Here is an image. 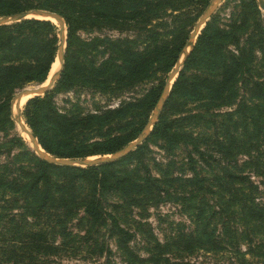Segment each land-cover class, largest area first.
Instances as JSON below:
<instances>
[{"label": "trees", "instance_id": "1", "mask_svg": "<svg viewBox=\"0 0 264 264\" xmlns=\"http://www.w3.org/2000/svg\"><path fill=\"white\" fill-rule=\"evenodd\" d=\"M207 2L0 0V16L40 8L56 13L64 23L65 51L60 77L52 89L28 98L23 104L22 118L40 148L53 157L76 159L113 153L134 139L136 134L132 136L131 129L140 132L146 112L156 102L161 83L149 88L140 98L123 102L117 108L86 114L77 107L58 112L53 106V92L89 84L96 87L99 80L106 87L111 82L120 91L136 81L154 78L156 72L167 71L184 45L185 27L191 26L197 15L195 6H204ZM245 4L251 8L250 15L247 16L241 6L239 14L229 16L225 28L218 26L215 15L204 24L170 87L165 103L168 108L179 98L230 101L239 91L235 108L222 114L206 109L178 119L160 116L150 131L149 136L159 140L162 148L183 153L184 162L174 176L181 182L179 190H169L172 187L169 185L165 188V180L161 176H150L143 163L140 166L142 183L123 170L120 174L112 173L115 164L124 167L131 158L143 155L145 141L112 164L84 168L54 166L33 153H30L31 166L27 170L25 166L13 165L10 161L0 163V189L9 195V204L18 203L15 207L20 208L14 227L21 230V235L30 236V240L24 238L27 242L18 253L12 241L1 242L0 264H51L30 254L39 246L36 240L39 232H35L33 225L42 219L44 223L51 222L52 228L58 227L57 233L62 234V224L67 218L57 216L56 210L55 221L50 220L48 211L41 207L47 199L60 205L64 214L72 215L75 211L76 215L79 211L80 221L87 223L83 234L101 228L106 238H114L117 248L126 257L130 256L126 245L136 236L140 235L144 243L148 242L143 228L146 224L131 214L132 208L139 207L136 216L142 211L136 204L140 187L155 200L161 198L160 195L170 194L189 199L184 206L193 223L188 234L189 245L210 252L228 248L241 263L246 261L245 258L242 260L244 254H249L250 258L257 257L254 264H264V23L260 22V13L253 0H247ZM138 5L142 7L140 17L145 23L149 24L151 17H155L160 29L170 27L169 33L146 30L148 50H144V54H133L122 45L105 39L103 51L107 56L94 65L95 51L84 52L85 44L78 39L76 32L102 24L122 28L120 23L127 19L125 11H135ZM249 17L251 23L247 22ZM99 20L102 23H98ZM57 34V27L47 19L29 18L0 25V131L12 128L8 105L13 93L26 84L46 81L54 63ZM126 63L131 64L130 69ZM122 71L130 78L131 71H137L141 76L127 84H119L113 78ZM116 115L123 120V128L129 130L119 132V126H107L100 134L101 124H109L112 119L119 121ZM214 116H219L218 120ZM205 123L212 124L205 128ZM91 130L99 140H88L86 132ZM13 140L23 141L20 136L13 137ZM8 148L0 144V152ZM172 165L173 162L168 161L164 167L168 169ZM183 184L187 186L184 188ZM109 196L119 203L108 202ZM3 205L1 210H12L7 204ZM118 207L121 210H117ZM28 217L30 221H27ZM240 243L245 245L244 251H240ZM156 245L161 252L165 248L171 253L169 243ZM101 246L109 253L106 241L103 240ZM147 258L148 263H157L156 256ZM163 259V264H175Z\"/></svg>", "mask_w": 264, "mask_h": 264}, {"label": "rangeland", "instance_id": "2", "mask_svg": "<svg viewBox=\"0 0 264 264\" xmlns=\"http://www.w3.org/2000/svg\"><path fill=\"white\" fill-rule=\"evenodd\" d=\"M211 1L212 0H208L207 4L204 6L202 4L195 6L196 7L195 12L197 15L194 17V21L192 22V25L185 27L187 36L184 43L188 39L194 24L201 16V14L206 10V8L208 7ZM246 2L247 0H221L219 4L216 6V8L213 10V12L210 14L208 19L204 21L201 28L204 26V24L209 20V18L212 15L216 16L218 20V26L225 28L224 25L228 22L229 16H232L235 13L239 14L241 6H243L244 8V13L247 16L248 14L250 15L251 8L250 6H247L245 4ZM253 2L255 3V5L259 10L260 22L264 23V17L262 15L261 10L258 7L256 0H253ZM141 10L142 7L138 5L135 11H131V12L125 11V15L127 19L120 23L122 28H120L117 25H112V27H105L102 24L100 27L84 28L76 32L78 39L85 44L84 52L90 53V51H95V53H93L95 54V56L92 57V62L94 65H97L100 62V60L104 59L107 56V52L104 53L103 51V49L105 48L104 46L105 39L109 43L110 41H112L117 45H122V47L128 49L133 54H144L145 53L144 50H148V46L146 44V38H147L146 34L148 32L146 30L151 29V31L153 32L169 33L170 27H167L165 29H160L159 26L156 25L157 19L155 17L153 18L151 17L149 24L145 23L144 18L140 17ZM166 12L168 13V11ZM251 20L252 18L249 17L247 22L251 23ZM166 21L169 22L170 19H167ZM51 22L57 27L58 30L57 38H58L59 30H61L62 32L63 28L59 27L58 23L54 21ZM97 22L102 23V21L100 20ZM116 23L117 21H115L114 24ZM200 29L198 30V33ZM63 37H64V46H63V57H64V51H65L64 31H63ZM157 37H161V36H157ZM56 52H57V48L55 51L54 63L57 59ZM63 60L64 59L62 58V63L60 66L58 78L60 77V74L63 69ZM54 63L51 66V69L53 68V70H50L48 77L57 68L56 67L57 62L56 65L53 67ZM182 64L183 62L181 63L178 72L182 68ZM130 65H131L130 63H126L125 66L127 67V69H130ZM173 66L165 72H156L154 74V78H151L148 81L145 82L136 81L131 87L126 89L124 88L120 91L119 89L114 88V85L111 82L108 83V87H106V84L102 83L100 80L99 83H96V87H93L91 84H89L82 87L80 86V87L68 88L59 92L54 91L52 97L53 106L57 109L58 112L73 110L74 108L77 107L78 109L81 110L82 114L95 113L97 110L101 111L104 109L111 110L117 108L123 102H127V101L129 102L132 99L140 98L149 88L155 87L160 83L162 84L160 89L161 92L165 80L168 74L170 73V71L172 70ZM131 72H132L131 78L128 77L124 73V71H122L120 75L119 76L116 75L113 78V80L117 81L119 84H127L132 79L134 78L137 79L141 76V74L137 71H131ZM58 78L53 82L50 89L53 88ZM174 79L170 81L171 85ZM45 80L46 81L41 84L42 86L46 84L47 79ZM29 85H38V84L29 83L24 85L23 87ZM17 91H15L13 95L10 97L9 105H8V114L13 123L12 128H6L4 131H0V144L4 148H7L8 146L10 147L8 149H1L0 163L3 162L7 163L8 161H10L11 163H13V165L25 166L27 170V168L31 166V159H29L30 153H33L34 155L36 154L32 151L29 140L26 139L25 135H23L21 132L18 131V128L15 122L13 121L9 111L11 99ZM169 91L170 88L167 92V96L164 99L161 108L156 114L155 122L160 118V116L161 118H165V119H178L186 114L189 115L196 114V112L201 113L203 110L206 109L208 111L214 113L216 112L218 114H222L223 112H227V111H232L235 108V103L239 99V94H240V92L237 91L236 92L237 96L230 101L208 100V99L187 100L184 98H179L176 100V104L175 103L171 104L168 108H165V103L168 99ZM22 110H23V105L18 110V114L20 116L22 123L26 126V128H28V130H30V128L27 126V124L24 122L22 118ZM151 111L152 109H149L146 112V116L144 118L145 123L147 122L151 114ZM115 117L120 122L116 121V119H112L109 124L106 123L101 124V128L99 131L100 134L107 126L108 128H118L119 126V132H124L129 130L127 127L125 129L123 128L122 126L123 120L120 119L118 115H116ZM218 118L219 116H214V119L218 120ZM232 118H234V116H232ZM126 122L130 123L131 121H126ZM211 124L212 123L210 124L205 123L204 127L205 128L209 127ZM152 126L151 128H149L148 134L141 142V143H143L144 141L146 142L145 149H143V155L138 154L137 156L131 158V160H129V162L124 167L122 164H115L113 167L111 166L112 167L111 171L114 174H120L119 172L123 170V173L132 175V177L136 182L142 183L143 182L141 175L142 169L140 168V166L141 163H143L145 164L146 169L149 171L150 176L156 178L161 176V178L165 180L164 183L165 188H167V185H169L172 186L169 188V190L173 188L179 190L180 187L178 185L181 184V182L179 180H176L174 176H177V173L179 171L177 168H179L180 164L184 162L183 153L180 150H176V149L174 150L171 149L170 151L162 148L159 140L155 139L154 136L152 135L149 136ZM200 128H202V126ZM131 130H132L131 131L132 136L134 134H136V136L138 135L139 130L136 131L133 129V127ZM86 133H87L86 136H88V140L90 141L99 140L97 138V135H95L96 133H94L92 130ZM111 134L114 133L111 132ZM16 136H20V138L23 141L21 143L15 142L13 140V137ZM148 136L149 138H147ZM132 140L133 139L128 141L126 144H128ZM99 156H103V155H94L91 157H99ZM86 158H90V157H86ZM76 159H82V158H76ZM115 161L105 164H112ZM168 161H172L173 165L167 169L166 167H164V164H166ZM8 166H10V163H8ZM170 178H173L174 180H171ZM55 179L59 181L58 178ZM186 186L187 185H184V188ZM57 190L59 191L60 188L58 187ZM0 193H2V196H0V243L6 241H12L13 243H15L14 246L17 249V253H18L22 251V247H24L25 246L24 244L27 242L26 239L24 238L30 240V236L21 235V230L19 231L17 227H14V225L17 222L16 219H18L17 213L20 212V208L15 207V205L18 203L9 204L7 201L9 195L7 193H4L1 189H0ZM162 193L163 192H161V194ZM50 194L51 191L49 192L48 196H50ZM136 196L138 198L136 204H138V206L142 208V211L140 212V214H138V216H136L137 215L136 212L138 211L139 207L132 208L131 214H133L134 219L139 220L140 223L142 224L143 223L146 224L143 225V228L146 229L147 238L145 236V239L148 242L144 243L143 240L140 239L143 238L142 236L141 237L140 235H138L139 237L136 236L135 240L129 242L126 245L127 249L130 251V256L126 257L124 255L125 253L120 251L121 249L117 248L114 238H109V239L106 238V235L104 234L103 229L101 228L98 230L94 229V231H92L91 233L83 234L87 226V223L84 220L80 221L79 217L81 216V213L78 211L75 215V211H74L72 215L64 214V210L61 209L62 207L60 205L52 204L51 202H49L48 199L44 200L43 205L41 207H43L48 211V213L50 214L49 215L50 220L55 221L56 210H57V216H59L60 218H62L63 216H67L64 223L62 224L63 227L61 231L62 234L57 233L59 231L58 227L55 226L54 228H52L51 222L44 223L42 222L41 219L39 224L33 225L35 228V232H39V234L36 236V240L38 239L37 243L39 246L37 249L30 252V254L34 255L35 258H37V260L39 261H47V262H51V264H150L147 262L148 260L147 257L149 256H153V257L156 256L158 258L156 264H163L164 263L163 258L167 259L169 263H175V264H254L255 260H257V257L256 259L250 258L249 254H244L242 260L243 258H245L246 261L245 263H241L239 258L238 257L236 258L233 255L231 249L224 248L216 252H210L204 250L203 247H194L192 245H189L187 243L188 234L193 228V223L191 219L188 218V215L186 213V208H184V206L189 203V199L188 198L186 199V196L183 198H181V196H178L179 197L178 198L171 194L160 195L161 198L155 200V198H151L150 196H148L141 187L138 188V194ZM108 202L111 203L116 202L117 204L119 203V201L118 200L116 201L112 196L108 197ZM3 204H7L12 208V210L9 211L1 210V207L5 206ZM117 210H121V208L118 207ZM11 214H13L14 216L10 217ZM30 220L31 219L28 217L27 221ZM43 220L45 221V216L43 217ZM42 233H47V234L46 235L44 234L45 236H42L43 235ZM103 240L104 243L106 241L107 248H109V253H106L103 247L101 246ZM18 241L19 244L17 243ZM164 243L167 244L169 243L170 245L169 250L171 251V253L175 254V256H172L171 253L165 248L163 249L162 252L159 250L156 244L162 245ZM145 247L147 248V250L145 249ZM239 249L240 251H244L245 245H243V243H240Z\"/></svg>", "mask_w": 264, "mask_h": 264}, {"label": "water", "instance_id": "3", "mask_svg": "<svg viewBox=\"0 0 264 264\" xmlns=\"http://www.w3.org/2000/svg\"><path fill=\"white\" fill-rule=\"evenodd\" d=\"M220 1L221 0H212L210 2V4L208 5V7L206 8V10L201 14V16L198 18V20L194 24L193 29H192L188 39L186 40V42L184 43L183 47L181 48V50L179 52L178 58L174 64L172 70L170 71V73L168 74V76L165 80L164 86H163V88H162L153 108H152L151 114H150L147 122L141 128L138 135L131 142H129L128 144H126L125 146H123L122 148H120L119 150H117L114 153L99 156V157H90V158H82V159L57 158V157H53V156H50L47 153H45L40 148V146L37 144L36 139L33 137L30 130H28V128H26V126L22 123L19 114L15 113L13 110L14 103L18 98H20L22 96H26L28 94H30L31 97L37 96V95H42L50 89L53 82L58 78V74L60 71V66H61L62 58H63V46H64V37H63L64 23H63V20L56 13L48 11V10L40 9V8H31V9L19 11V12L13 13V14L0 16V25L9 24L11 22H16V21H20L23 19H29V18H40V19H47L48 20L49 17H52L58 23L59 27L63 28L62 32H61V30H59V36H58V42H57V52H56V55H57V60H56V62H57L56 67L57 68H56V70H54L52 72V74H50V76L47 78V82L44 86H41V84L29 85V86H25V87L21 88L19 91H17L14 94V96L12 97L11 102H10V106H9L10 114H11L12 119L18 128V131L21 133H24L27 136V139L29 140V143H30V147H31L32 151L36 154V156L39 159H41V160H43L49 164H52V165L64 166V167L84 168V167H88V166L100 165V164H105V163L115 161V160L125 156L127 153L132 151L134 148H136V146L139 145L144 140L146 135L148 134L149 128H151V126L155 123L156 114L159 111V109L161 108V106L164 102V99L167 96V92H168L169 88L171 87L170 81L176 77L181 63L183 62V60L187 56L189 50L191 49V46L194 43V39H195L196 34L198 33V30L201 28L204 21L206 19H208V17L210 16V14L213 12V10L216 8V6L219 4ZM256 2L258 4L259 9L262 12L263 17H264V1L263 0H256Z\"/></svg>", "mask_w": 264, "mask_h": 264}, {"label": "bare ground", "instance_id": "4", "mask_svg": "<svg viewBox=\"0 0 264 264\" xmlns=\"http://www.w3.org/2000/svg\"><path fill=\"white\" fill-rule=\"evenodd\" d=\"M263 1H264V0H263ZM48 20L56 22L55 19L52 18V17H49ZM56 23H57V22H56ZM56 60H57V59H56ZM55 65H56V61H55L54 65H53V67H54ZM51 70H53V68H52ZM41 86H42V85H41ZM30 97H31V95L28 94V95H26V96H22V97L18 98V99L15 101V103H14V108H13L14 112H15V113H18V110L20 109V107H21V106L24 104V102H25L28 98H30ZM22 134L25 135L24 133H22ZM25 137H26V139H27V136H26V135H25Z\"/></svg>", "mask_w": 264, "mask_h": 264}]
</instances>
